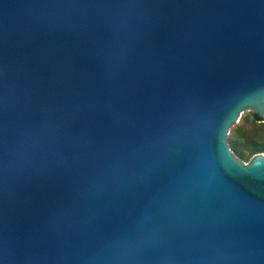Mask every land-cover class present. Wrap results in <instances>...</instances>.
I'll return each instance as SVG.
<instances>
[{"label":"water","instance_id":"1","mask_svg":"<svg viewBox=\"0 0 264 264\" xmlns=\"http://www.w3.org/2000/svg\"><path fill=\"white\" fill-rule=\"evenodd\" d=\"M264 0H0V264H264Z\"/></svg>","mask_w":264,"mask_h":264},{"label":"rangeland","instance_id":"2","mask_svg":"<svg viewBox=\"0 0 264 264\" xmlns=\"http://www.w3.org/2000/svg\"><path fill=\"white\" fill-rule=\"evenodd\" d=\"M253 111L243 108L239 118L228 129L226 140L231 151L241 160L249 161L254 154H250L251 141H245L243 136L245 133L253 130L256 125H260L264 120H253ZM260 130H257V134ZM240 151L243 153L241 156Z\"/></svg>","mask_w":264,"mask_h":264},{"label":"trees","instance_id":"3","mask_svg":"<svg viewBox=\"0 0 264 264\" xmlns=\"http://www.w3.org/2000/svg\"><path fill=\"white\" fill-rule=\"evenodd\" d=\"M252 117L255 121L261 120L254 112L252 113ZM257 130H260V134H257ZM243 139L245 141H251L250 154L258 151H264V122H262L260 125H256L253 130L249 131V133H245ZM239 154L241 156L243 155L241 151Z\"/></svg>","mask_w":264,"mask_h":264}]
</instances>
